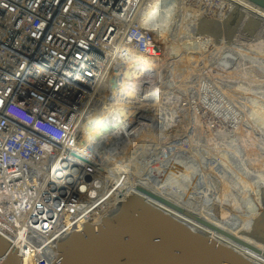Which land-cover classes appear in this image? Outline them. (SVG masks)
I'll use <instances>...</instances> for the list:
<instances>
[{"label": "bare ground", "instance_id": "bare-ground-1", "mask_svg": "<svg viewBox=\"0 0 264 264\" xmlns=\"http://www.w3.org/2000/svg\"><path fill=\"white\" fill-rule=\"evenodd\" d=\"M5 1L0 0V10L10 14L8 8L12 6L14 13L17 8L6 5ZM63 1L71 6L69 13L85 10L87 16L93 11L87 8L86 0ZM136 1L143 9L144 17L148 15L146 25L141 19L143 25L152 30L148 21L160 32L169 24L166 44L179 50L163 60L141 57L124 47L120 40L129 26L116 25L120 39L103 51L99 69H94L88 76L74 75L76 84L71 101L61 98L56 104L43 106H52L57 115L66 120L63 124L68 127L69 137L62 150L69 153L59 156L46 166L47 172L41 170L43 175L28 183L34 188L33 195L41 192L40 184H43L42 199H38L40 203L46 202L45 195L54 197L53 191L66 196L69 190L71 209L70 213L60 214L58 211L60 220L54 228L31 232L29 224L33 220H24L26 215L22 213L26 205L21 203L19 210V206L5 203L3 197L9 191L8 182L18 178L19 172L9 165L0 169V236L12 243L24 258L30 252H34L37 258L45 249L53 252L54 243H49L52 237L57 241L85 220L99 218L116 201L136 191L140 184L178 204L193 202L196 206L203 194H217L212 178L205 175L204 184L199 186L198 172L192 166L185 167L183 162L171 159L170 151L184 157L191 154L192 162L198 161L194 162L197 167L207 169L206 158L210 157L230 169L235 161V142H241L243 138L247 140L244 157L251 163L257 160L255 149L263 147L259 139H264V101L260 99L264 94V9L248 0H159L156 10L149 7L146 10V0ZM95 13L98 15L93 17L94 20L103 19L102 13ZM75 28L68 26V30L79 39L91 42L92 49L102 45L98 29L95 28L90 35V27H83L80 33L74 31ZM2 37L0 48L6 46ZM207 40L211 45L203 52L181 48ZM13 44L17 46L18 42L10 40L9 45ZM112 47L114 52L110 50ZM114 68L120 80L115 83L116 94L111 92L109 83ZM29 76L26 75L27 79ZM155 76V88L146 90ZM256 95L259 99L248 115L247 102L253 101ZM114 97L121 108L120 119H115L112 114ZM92 118L98 120L87 128L86 151L74 152L72 143L77 141L78 133H82L84 124ZM140 120L153 122L147 135L127 146L115 159H110L109 149L119 146ZM158 127L165 132L162 134L164 140L158 141L149 134ZM68 157L70 162L64 167ZM99 171L104 173L100 180H96L92 176ZM201 171L206 174L204 169ZM30 235L33 238L37 235L44 244L41 252L29 243Z\"/></svg>", "mask_w": 264, "mask_h": 264}, {"label": "built area", "instance_id": "built-area-1", "mask_svg": "<svg viewBox=\"0 0 264 264\" xmlns=\"http://www.w3.org/2000/svg\"><path fill=\"white\" fill-rule=\"evenodd\" d=\"M5 2L17 10L13 13L10 6V14L0 13V27L6 32L1 40L6 46L0 48V169L5 165L15 167L19 177L8 182L9 191L3 197L5 203L19 206V210L26 205L22 212L26 215L24 220H33L29 229L37 232L41 228H54L62 212L70 213L68 204L72 200L69 190L66 196L53 191L54 197L45 195L46 202L40 203L38 199H42L43 184H40L41 192L33 195L34 188L28 183L42 176L41 170L47 172L46 166L59 156L69 153L62 150L69 137L68 127L63 124L66 120L58 116L52 106H43L56 104L61 98L71 101L76 84L74 75L88 76L99 67L103 51L120 39L116 25L129 26L120 40L124 47L141 57L156 58L161 47L154 32L143 25L144 11L136 0H86L87 8L93 10L87 16L85 10L69 13L71 6L65 5L63 0ZM157 2L159 0H146V10L148 7L155 9ZM95 12L102 13L103 19L94 20L93 17L98 15ZM104 21L108 24H103ZM70 25L76 27L74 31L77 33L83 27H90V35L95 28L98 29L102 45L92 49L91 42L79 39L68 30ZM102 25L106 26L100 27ZM10 40L18 45H9ZM110 50L114 52L113 47ZM26 175L29 179H24ZM51 239L49 243H54L53 252L45 249L38 258L34 252L25 258L20 254L21 264H52L57 258V241ZM29 243L40 252L44 247L37 235L29 237Z\"/></svg>", "mask_w": 264, "mask_h": 264}, {"label": "water", "instance_id": "water-1", "mask_svg": "<svg viewBox=\"0 0 264 264\" xmlns=\"http://www.w3.org/2000/svg\"><path fill=\"white\" fill-rule=\"evenodd\" d=\"M248 1L264 9V0ZM258 99L247 102L248 115ZM259 142L263 147L255 149L253 163L244 157L247 140L235 142L230 169L210 157L207 169L197 167L191 154L170 151L171 159L198 172L199 186L205 175L212 178L217 194H203L195 206L137 185L99 218L58 238L52 264H264V139ZM21 259L0 236V264H21Z\"/></svg>", "mask_w": 264, "mask_h": 264}, {"label": "rangeland", "instance_id": "rangeland-1", "mask_svg": "<svg viewBox=\"0 0 264 264\" xmlns=\"http://www.w3.org/2000/svg\"><path fill=\"white\" fill-rule=\"evenodd\" d=\"M156 9H157V7H156ZM3 11H4L3 9L0 10V13ZM4 12L8 13V11H6V10ZM147 16L144 17L145 25H146V17ZM173 18H174V14L172 15V19ZM171 20H170V22H171ZM147 25L154 32V34L157 37V40L160 44V47H161L160 55L154 59H162L163 60L165 57H168V56L170 57L171 55L175 54L179 50V48H177V47H175V48L168 47V45L166 44V37H167L168 29H169V24H168V27L164 31H160V32L158 31L159 29L152 28L148 21H147ZM0 29H2V28L0 27ZM5 33H6L5 29H2V31H0V37H2ZM208 42L200 41V42L193 43L192 45H189V46H183L181 48H190L194 51H200L201 50L203 52V51H206V48L211 45L210 41H208ZM174 57H176V55H174ZM134 59L135 60L137 59L135 57V55H134ZM156 77L157 76H155V78L150 81L149 85L147 84L148 86L146 87V90H153L155 88ZM117 80L120 81L118 71L114 68L111 71V78L109 80V83H111L110 84L111 90H112L111 92L113 94H116V92H117V85H115ZM117 104H118L117 99L114 97L113 98V108L114 109H113L112 114H113V117L115 119H120L122 117V112H121L120 106ZM95 120H98V119L97 118L90 119L87 123L84 124L83 128L81 129L82 133L81 132L78 133L77 141H74L72 143V147L74 149V152L75 151H82V152L86 151L85 140H86V136H87V128L89 127L90 123L95 121ZM149 126H153V122L146 121V120H140L139 125L136 127V129L133 132L129 133L119 146H117L115 148L111 147L109 149L108 154L110 156V159H112V160L115 159V156L117 154H119L120 152L124 151V149L127 148V146L130 147L138 138L147 135L146 133H147ZM162 130L163 129L161 127H158L155 130V132L149 131V134H151V136L153 138H155L156 140L161 141V140H164V137H163L162 132H161ZM263 154H264V150H263ZM71 155H70V157H71ZM74 155H76V153H74ZM70 157H68V161L66 163H64V167H66L67 164L70 162ZM262 157H263V160L261 161L260 166H262L261 168H264V155ZM103 173H104V171H99V172L95 173L92 177L96 180H100L101 175ZM105 173H107V175L109 176L108 172H105ZM92 177H91L90 181H92ZM262 186H263V188H261V190L264 192V183L262 184Z\"/></svg>", "mask_w": 264, "mask_h": 264}]
</instances>
